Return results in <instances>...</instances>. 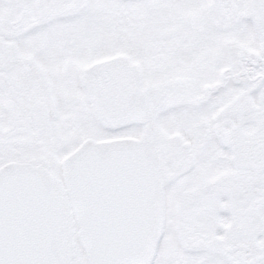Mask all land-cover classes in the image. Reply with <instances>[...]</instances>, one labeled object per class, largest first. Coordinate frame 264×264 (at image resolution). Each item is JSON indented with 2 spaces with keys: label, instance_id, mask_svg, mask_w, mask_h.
<instances>
[{
  "label": "snow or ice",
  "instance_id": "snow-or-ice-1",
  "mask_svg": "<svg viewBox=\"0 0 264 264\" xmlns=\"http://www.w3.org/2000/svg\"><path fill=\"white\" fill-rule=\"evenodd\" d=\"M0 264H264V0H0Z\"/></svg>",
  "mask_w": 264,
  "mask_h": 264
}]
</instances>
